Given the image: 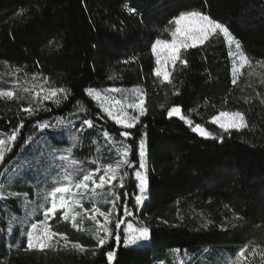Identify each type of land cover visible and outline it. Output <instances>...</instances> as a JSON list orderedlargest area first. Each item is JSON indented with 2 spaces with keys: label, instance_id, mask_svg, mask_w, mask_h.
Returning a JSON list of instances; mask_svg holds the SVG:
<instances>
[{
  "label": "trees",
  "instance_id": "1",
  "mask_svg": "<svg viewBox=\"0 0 264 264\" xmlns=\"http://www.w3.org/2000/svg\"><path fill=\"white\" fill-rule=\"evenodd\" d=\"M125 5L135 8L136 14H129ZM188 10L206 12L227 25L241 42L252 63L242 70L235 85L228 49L221 36L184 52L188 66L178 63L172 84H162L153 75L156 63L151 43L158 37L170 39L164 29L172 28L169 21ZM49 41L60 47L49 48ZM262 65L264 0H0V88L11 89L13 80L40 74L41 80L48 77L50 86L71 89L66 101L57 106L48 104L46 109L50 110L32 116L22 111L29 107L27 98L0 100V132L10 135L23 122L16 145L22 148L38 122L86 109L80 110L79 121L93 119L98 128L85 131L81 142L73 147L77 144L73 136L79 127L75 125L77 129L70 135L54 139L59 151L73 147V157L85 161V169L95 167L87 161L97 157L101 163L112 162L111 158L104 159L109 154L102 137L99 153L93 140L99 126L117 139H123L119 131L124 129L102 114L85 89L141 88L146 93L148 111L136 128L128 130L133 134L128 142L134 140V147L138 146L141 135L146 133L148 198L140 210L133 207L131 198L129 206L151 228L147 246L126 248L122 242L117 246L112 239L96 249V242L88 234L61 222L63 228L57 232L88 249H96L95 254L65 249L60 244L45 251H10L0 233V264H108V251L116 253L112 264H154L161 260L172 264L171 250L177 248L180 253L187 250L192 257L202 249L219 248L234 260L245 244L249 245L247 264H264L260 255L264 251ZM16 68L22 71L9 75ZM177 89L179 94L174 95ZM173 106L181 107L182 114L193 120V126L202 124L217 135L221 132L210 121L221 111H242L248 127L225 134L223 142L204 139L184 121L167 116ZM90 133L92 139H84ZM130 159L138 161V155L133 153ZM135 183L129 170L125 188L118 189L121 204L124 191L130 197L137 191ZM59 219L58 214L55 220ZM257 244L260 249L251 255V248Z\"/></svg>",
  "mask_w": 264,
  "mask_h": 264
},
{
  "label": "snow or ice",
  "instance_id": "2",
  "mask_svg": "<svg viewBox=\"0 0 264 264\" xmlns=\"http://www.w3.org/2000/svg\"><path fill=\"white\" fill-rule=\"evenodd\" d=\"M125 8L129 14H136L135 8L129 7L128 5H125ZM169 24L174 25V27L165 28L164 31L170 34L171 39L158 37L151 43V53L156 57V67L153 75L160 79L162 84H172V73L175 71L178 63L183 67L188 66V60L183 55L184 52L190 48L204 45L214 36L222 35L224 41L229 46L228 54L233 59V85L237 83L236 77L239 70L245 65H251L252 63L249 57L243 52L241 42L233 35L229 27L213 19L206 12L200 10L183 11L173 17L169 21ZM233 45L235 51L232 50ZM53 46L56 49L60 47L58 43L49 41L48 47L52 48ZM127 62L124 61V63ZM237 64H239V67H237ZM21 71L20 68H16L15 72L9 73V75L16 76ZM39 77L40 74H32L31 80L25 79L23 84L19 80H13V84L21 87L24 93L31 94L29 107L22 109L28 116H32L38 111L50 110L43 107L44 102L51 101L59 105L63 101H66L71 94V89L69 88L50 86L48 77H43L42 82L37 85ZM108 78L114 79L115 77L109 76ZM29 84L31 85L30 87L26 86ZM37 87H39V90H35ZM121 91L122 89L115 87L103 90H98L93 87L85 89L87 95L98 103L100 110L108 119L122 126L124 130L119 131V137L123 139H117L107 128L99 126L100 130L97 132L96 139L93 140V143L97 144L96 151L99 153L101 151L99 141L102 137L109 154L104 159L111 158L112 162L101 163L100 158L97 157L87 161L89 165H95V167L85 169V161L73 157V147L78 146V143L82 140V134L85 131L89 129L96 130L98 126L93 119L85 118L80 121L77 129L78 134L73 136L77 144L64 149L63 151L66 154L59 157L62 163L58 166V169L62 171L57 178H54V182L58 181L57 186L52 187L45 197L50 203L48 206H42L43 218L32 222L26 232L20 233L22 237L26 236V251L55 249L56 245L60 241H63V247L65 249L80 253L92 251L95 254L96 249L102 248L112 239L115 240L117 246L122 242L124 247L137 246L141 242L151 239L150 226L146 221L136 217L132 208L129 206L130 198L134 201L133 207L137 209L142 207L148 198L147 190L149 179L146 133L141 135L138 146L134 147V140L132 143L128 142L129 138L133 135L128 130L136 128V125L141 121V117L147 114L146 93L142 92L138 87L134 88L131 90L134 94L133 97L131 99H125L123 102L121 100H113L107 95V93H119ZM173 94L178 95L179 90H175ZM21 98L11 89L0 88V99L18 100ZM160 107L163 108L164 105L161 104ZM129 109L132 111L130 112ZM79 110L86 111V109L82 108H78ZM167 116L170 118L173 116L178 117L191 128L193 133H197L200 137L216 139L220 142H223L224 135H230L232 130L240 131L248 127L245 114L238 110L221 111L219 115L212 117L211 123L218 125L221 130L219 135L208 131L202 124L196 123L193 126V120L188 115L182 114V109L179 106L170 107L167 110ZM77 118L79 119V117ZM65 119L59 118L55 125L48 121L38 122L35 127H38L40 130H46L50 127L55 128L63 124ZM68 123L72 122L68 121ZM23 126V122H21L18 128L11 131L10 135H7L6 138H0V162L4 161L6 152L12 150L11 145L17 140L20 129ZM84 139H92L91 133L89 136L84 137ZM25 142L27 143V141ZM56 151L55 149L53 150V159L56 158ZM133 153L138 155V161L130 159V155ZM129 170H132L136 182L135 189L137 191L133 192L131 197L128 191H124L123 202L121 204V195L118 189L125 188V179L129 176ZM0 175H4V173H0ZM117 181L118 184L116 183ZM105 186L108 189L106 193L103 192ZM2 188L3 185L0 184V189ZM97 190L101 191L98 192ZM20 195L18 192H9L5 196L0 192V200ZM23 196L27 200L28 193H23ZM85 202L89 203L91 207H85ZM98 202L110 205V207L105 210L98 205ZM121 208L123 209L122 215L120 214ZM58 212L61 214L60 219L63 221L70 220L72 228L77 231L82 230L77 223L78 217L81 218V222H83L84 217L93 221L95 223V229L92 232V238L96 242V249H88L79 242L69 240L66 234L54 231L50 220L55 218ZM98 217L102 218V220L98 219ZM130 217L132 219H129ZM13 219L16 218L13 217ZM11 231L12 220H9V232ZM259 249L260 245L257 244L251 248L250 254L255 255ZM171 251L180 254L181 249L177 248ZM184 251L185 255H187V250ZM204 251H207V249H204ZM246 254H249L248 244H245L239 249L235 259L230 260L229 264H247L248 256ZM115 255V251H108L106 253L108 264H112ZM260 255L264 257V251H260ZM161 264H163V261H161ZM179 264H184V261L181 260Z\"/></svg>",
  "mask_w": 264,
  "mask_h": 264
},
{
  "label": "rangeland",
  "instance_id": "3",
  "mask_svg": "<svg viewBox=\"0 0 264 264\" xmlns=\"http://www.w3.org/2000/svg\"><path fill=\"white\" fill-rule=\"evenodd\" d=\"M220 36L223 38L222 35ZM225 44L229 53V46L227 45L226 42ZM232 50L235 51L234 45L232 46ZM228 57L230 59L231 73L233 77V59L229 56V54ZM154 59L156 63L155 56ZM247 66L249 65H245L243 68L239 70L236 77L237 79L240 77L242 70ZM237 67H239V64H237ZM25 79L31 80V76L26 78H21L19 80L20 83L23 84V81ZM41 82L42 80L39 78V80L37 81V85H39V83ZM26 86L30 87L31 85L29 84ZM134 88L137 87L122 89V91L119 93H107V95L111 97L113 100H121L123 102L125 99H131L133 97L134 94L131 92V90ZM139 89L142 91L141 88ZM11 90L16 92L18 96L22 98H27L28 101L31 99L30 93H24L22 91V88L17 87L15 84L11 87ZM35 90H39V87H37ZM85 94L87 97H89L86 92ZM89 98L92 99L91 97ZM0 100H5V99H0ZM93 101L96 103L97 107L99 108L98 103L95 100ZM48 104L57 106V104L51 101H46L44 102L43 107L47 108L46 106H48ZM45 111H38V112H45ZM129 111L131 112L132 110L129 109ZM80 113L81 111L80 110L78 111L77 109L74 114L64 117L66 118L65 122L63 124L56 126L55 128L50 127L46 130H40L38 127H36V131L31 136V139H28L27 143H25L22 148L16 147L17 145V140H16L11 145L12 150L10 152H6L4 161L0 162V173H4V175H0V184L3 185V188L0 189V192H2L5 196H7L9 192H18L21 194L20 196L17 197H8L7 199L0 200V233L3 234L5 237V245L8 250L11 251V250H16L18 248H26V236L22 237L20 233L26 232L29 229L30 224L32 222H35L36 220L43 218L42 206H48L50 203L48 200L45 199V197L52 187L57 186L58 181L54 182V178H57L60 172L62 171L61 169H58V166L62 163L59 160V157L66 154L63 151H59L60 146L56 143V140L54 139H58L57 136H61L64 134L70 135L72 131L77 129L78 127L76 128L75 125L80 124V121L77 118L79 117ZM102 114L104 113L102 112ZM106 118L108 119L107 116ZM58 119L59 118H56L50 121V123L55 125ZM108 120L115 124L114 121L110 119ZM68 121H71L72 123H68ZM212 125L218 131L221 132L218 125L216 124H212ZM117 126L122 128L121 125H117ZM6 137H7L6 134L0 132V138H6ZM204 139H210V138H204ZM54 149L57 150L55 159H53L52 157V153ZM3 163L4 165L2 167ZM116 183L118 184V181ZM107 190H108L107 186H105L103 192L106 193ZM97 191L99 192L101 190H97ZM25 192L28 193L27 200H25L23 196V193ZM98 205L105 210L108 207H110V205L103 204L102 202H98ZM85 207H91V205L85 202ZM141 208L142 207H140L138 210H140ZM77 211H79V209H77ZM58 214L59 216L61 215L59 212L57 213V215ZM13 217H15L16 219H13ZM56 217L50 220V224L52 225L54 231H58L61 228H63L61 222L69 223L70 227L72 228L70 220L63 221L62 219H59L58 221H56L55 220ZM98 219L102 220V218L100 217H98ZM9 220H12L11 232H9ZM2 223L4 224L3 225L4 227L2 229L3 231L1 230ZM77 223L79 227L82 229L81 231L88 234L89 238L93 242H95V240L92 238V232L95 229V223L91 220H88L87 217L83 218V222H81V218L78 217ZM74 230L77 231L76 229ZM59 244L63 245V241H60ZM148 244L149 241H144L137 246L126 247V248L144 247L147 246ZM173 257L171 256L168 257L170 259L173 258L172 264H179L181 260L184 261V264H229V261L233 260V258L229 256L228 252L219 248L207 249V251H204L202 249L200 253L196 254L193 257L191 256L190 252L187 253V255H185V252L180 254L173 253ZM262 260L264 262V258ZM161 261H156L154 264H161ZM163 264H168V263L166 261H163Z\"/></svg>",
  "mask_w": 264,
  "mask_h": 264
}]
</instances>
